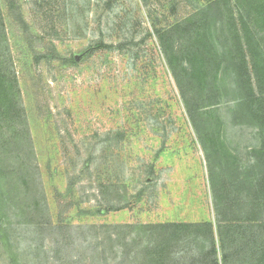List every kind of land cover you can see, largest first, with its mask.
<instances>
[{
	"label": "rangeland",
	"instance_id": "1",
	"mask_svg": "<svg viewBox=\"0 0 264 264\" xmlns=\"http://www.w3.org/2000/svg\"><path fill=\"white\" fill-rule=\"evenodd\" d=\"M16 1L30 35L0 40L20 92L16 122L0 123V264H122L116 237L157 244L166 225L209 222L218 248L220 223L264 222V122L249 102L264 93V0ZM183 22L200 26L192 42ZM192 238L178 262L206 252Z\"/></svg>",
	"mask_w": 264,
	"mask_h": 264
},
{
	"label": "trees",
	"instance_id": "2",
	"mask_svg": "<svg viewBox=\"0 0 264 264\" xmlns=\"http://www.w3.org/2000/svg\"><path fill=\"white\" fill-rule=\"evenodd\" d=\"M5 3L6 18L8 19L7 27L4 26L3 18L0 12V40L5 37V29L14 31L17 27L23 28L24 35H30L26 23L20 16V8L17 5L16 0H3ZM189 28L188 36L189 41L192 42L200 31V26H195L193 22L190 24L179 23L174 27ZM168 33H162L158 35L161 49L163 53L167 55V47L165 46V38ZM94 48L90 49L92 52ZM200 50V49H199ZM203 52H200L202 57ZM204 57V56H203ZM48 59V58H47ZM75 62L74 59H71ZM175 78V74H174ZM177 82V79H176ZM178 84V83H177ZM19 89L17 87V77L13 70L7 68L6 65L0 66V123H5L10 126L16 122L18 117V111L15 109L17 104ZM250 103L257 102L259 111L256 113L260 115V119L264 122V93H258L255 98L249 100ZM7 142V140H5ZM0 135V148L3 143ZM223 157L228 156L227 153L222 152ZM216 154V153H215ZM225 168L233 171V160L225 159ZM2 162V160H1ZM14 175V174H12ZM13 178V177H12ZM9 175L5 169L0 168V213L2 211L1 206L6 204V200L10 199V191L7 190L10 185ZM26 183V182H24ZM17 197L16 199H18ZM16 203L21 207L15 205L16 208L22 210L24 206H30L28 198L23 197L20 200H16ZM14 201V202H15ZM14 202L12 205H14ZM35 208L38 209V202H34ZM23 207H22V206ZM234 210L233 213H247L249 210L243 203H239L236 200L232 203ZM18 209V210H19ZM254 212V209L250 210ZM168 231L167 238L157 244H152L149 241L145 244L140 245L138 238L134 237L131 243L125 241V238L118 239L117 237L113 240V246L120 245L119 247L125 246L124 250L128 248V253L125 252V257L122 258V264L128 262L129 264H219L217 259L218 249L221 252V264H264V222H249L246 218L229 220L228 222L220 223V230L217 232V239L219 246L217 248L215 242V234L213 232L212 225L209 222L202 224H169L165 227ZM3 223L0 219V243L5 247L6 242V231ZM6 236V238H5ZM193 237L192 242L201 240L202 237L205 239L206 252L202 255L192 256L189 261H180L176 257L175 247L181 246L183 243H187L189 238ZM134 253L133 260H131V253ZM127 256L130 260H127ZM189 257V256H188ZM186 258V257H184ZM187 259V258H186ZM9 264H18L17 260L9 258Z\"/></svg>",
	"mask_w": 264,
	"mask_h": 264
}]
</instances>
